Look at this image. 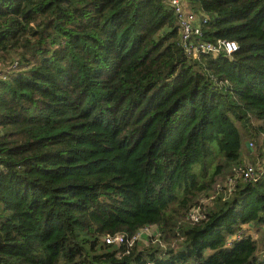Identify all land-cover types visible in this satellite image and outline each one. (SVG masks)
<instances>
[{"label": "trees", "instance_id": "1", "mask_svg": "<svg viewBox=\"0 0 264 264\" xmlns=\"http://www.w3.org/2000/svg\"><path fill=\"white\" fill-rule=\"evenodd\" d=\"M186 1L233 61L165 0H0V264H264V176L218 190L264 150V0Z\"/></svg>", "mask_w": 264, "mask_h": 264}, {"label": "built area", "instance_id": "2", "mask_svg": "<svg viewBox=\"0 0 264 264\" xmlns=\"http://www.w3.org/2000/svg\"><path fill=\"white\" fill-rule=\"evenodd\" d=\"M174 15L176 16L177 23L180 29V43L188 57H197L199 54H211V55H221L225 56L233 61V55L238 51L239 46L235 41H228L219 39L216 42H209L203 40L204 31L203 28L208 24L209 17L206 15H200L194 12L188 5L186 0H165ZM20 71V62L17 59H12L11 62H5L0 65V80H8L13 74ZM0 134H2V129L0 127ZM264 176V157L259 163H247L241 172L236 173L233 176L227 178V181L223 186H218V190H226L231 194L236 186L238 178H242L247 182H257ZM212 202V198H202L200 202L193 207L188 218L193 223H200L206 219L207 207ZM155 232L149 234L150 230ZM159 235L158 229L155 226H148L139 230L132 238L127 237L124 234L108 235L105 237V242L108 245H113L118 248L125 246L126 254L134 248V246L143 241L150 239H155ZM146 238V239H144ZM241 235L234 236L230 243L234 240H240ZM151 264V263H149Z\"/></svg>", "mask_w": 264, "mask_h": 264}, {"label": "crops", "instance_id": "3", "mask_svg": "<svg viewBox=\"0 0 264 264\" xmlns=\"http://www.w3.org/2000/svg\"><path fill=\"white\" fill-rule=\"evenodd\" d=\"M246 141H249V140H246ZM245 141V142H246ZM258 152L260 151L259 149H257ZM254 152V151H253ZM253 152H250V153H253ZM259 156L258 159H255V158H248V156L245 157L246 161L245 162H260L262 161L263 157H264V150L262 148L261 150V154H257ZM255 160V161H254ZM262 229V228H261ZM258 232H259V229L253 225H244L242 226V231L238 234V235H241V238L245 235H249L251 236L253 239H257L258 238ZM236 235V236H238ZM143 242L146 244V240H143Z\"/></svg>", "mask_w": 264, "mask_h": 264}, {"label": "rangeland", "instance_id": "4", "mask_svg": "<svg viewBox=\"0 0 264 264\" xmlns=\"http://www.w3.org/2000/svg\"><path fill=\"white\" fill-rule=\"evenodd\" d=\"M12 59H15V57H11L10 59H6L5 62H11ZM16 59H17V58H16ZM257 154H258V151H257L254 155H250V156H251V158L258 159L259 156H258ZM245 161H246V159H245ZM245 163H252V164H253V162H245ZM154 232H155V231L152 229V230L149 231V234H152V233H154ZM144 239H146V238H144ZM137 244H138V246H139L140 249H141L142 247L145 248V245H144V242H143V241H141V242H139V243H137ZM137 244H136V245H137ZM133 264H135V263H133Z\"/></svg>", "mask_w": 264, "mask_h": 264}, {"label": "water", "instance_id": "5", "mask_svg": "<svg viewBox=\"0 0 264 264\" xmlns=\"http://www.w3.org/2000/svg\"><path fill=\"white\" fill-rule=\"evenodd\" d=\"M245 146L247 147V149L249 150V152H253L254 149L252 147V144L250 143V141H246L245 142Z\"/></svg>", "mask_w": 264, "mask_h": 264}]
</instances>
